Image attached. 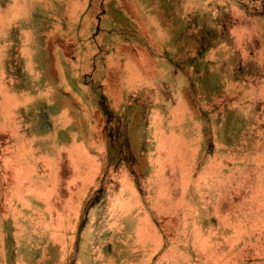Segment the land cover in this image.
Here are the masks:
<instances>
[{
	"label": "rangeland",
	"instance_id": "rangeland-1",
	"mask_svg": "<svg viewBox=\"0 0 264 264\" xmlns=\"http://www.w3.org/2000/svg\"><path fill=\"white\" fill-rule=\"evenodd\" d=\"M0 264H264V0H0Z\"/></svg>",
	"mask_w": 264,
	"mask_h": 264
}]
</instances>
